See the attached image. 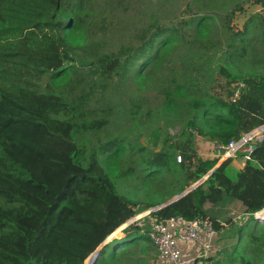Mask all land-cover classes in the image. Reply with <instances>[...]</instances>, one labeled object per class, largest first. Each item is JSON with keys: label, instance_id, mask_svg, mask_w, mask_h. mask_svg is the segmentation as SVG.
<instances>
[{"label": "trees", "instance_id": "obj_1", "mask_svg": "<svg viewBox=\"0 0 264 264\" xmlns=\"http://www.w3.org/2000/svg\"><path fill=\"white\" fill-rule=\"evenodd\" d=\"M250 1L264 7V0ZM231 17L222 18L228 32L225 49L245 57L249 26L234 30L225 21ZM197 24L153 23L137 44L100 51V43L91 41L97 37L96 24L83 0H0V264H89L88 257L132 218L182 193L217 166V159L198 157L195 135L227 146L264 125V72L238 75L222 64L218 72L225 82L215 92L189 76L161 88L157 117L166 125H181L183 141L151 152L118 136L100 140L114 107L90 105L96 88L104 91L117 76L125 81L139 74L157 58L160 46L183 38L181 31ZM80 25L87 32L83 42L74 43L71 32ZM259 27L264 40V24ZM82 69L89 81L78 94L75 87L66 92L68 81ZM236 84L244 88L231 101ZM128 112L131 119L143 116L137 103ZM158 174L168 178L164 185L173 191L140 201L138 185L152 186ZM226 198L238 201L247 216L240 227L226 220L238 233L229 264H264V226L252 216L264 208L262 144L241 168L226 159L177 201L127 224L125 237L108 242L95 264H113L125 255L123 247L138 240L156 250L149 238L153 221L208 218L219 231L223 226L207 207Z\"/></svg>", "mask_w": 264, "mask_h": 264}, {"label": "rangeland", "instance_id": "obj_2", "mask_svg": "<svg viewBox=\"0 0 264 264\" xmlns=\"http://www.w3.org/2000/svg\"><path fill=\"white\" fill-rule=\"evenodd\" d=\"M83 8L93 16L97 37L91 38V41L100 43V51H114L122 46L137 44L139 35L153 23L161 27L179 28L184 21L199 22L193 28L181 31L184 34L183 38L169 45L160 46L157 58L148 63L139 74L128 77L125 81L117 76L104 91L100 87L96 88L90 105L98 107L109 104L114 107L110 124L99 136L101 141L118 136L124 138L126 143L143 146L151 152L168 147L171 142L183 141L186 134L182 135L181 125H166L157 117L162 87L170 82L180 83L182 77L189 76L197 78L203 89L215 92L220 90V86L225 82L218 72L222 64L229 65L232 72L238 75L264 72V40L261 39L259 27V23L264 24V7L253 5L250 0H86V2L83 0ZM227 15L232 17L225 21H229L230 27L234 30H242L246 24L249 26L245 57H239L225 49L228 32L223 27L222 18ZM252 19L255 21H250ZM86 32L85 26L76 27L71 32V41L83 42ZM80 74L79 77H71L65 87L66 92L75 87L74 93L78 94L85 86L86 80L89 81L86 69H82ZM94 80L97 81L95 78ZM100 82L103 84L102 80ZM132 103L141 105L142 118L131 119L128 107ZM194 150L200 158L218 161L224 153L213 142L196 135ZM242 155L243 153H237L231 159L238 161L242 159ZM177 156L176 162L180 158ZM167 180L165 175L158 174L152 186L138 185L139 200L153 201L170 194L173 187L164 185ZM148 211L131 220L135 222L138 220L136 218L146 217ZM207 212L209 216L221 222L235 221V227L243 226L245 221L240 203L228 198L218 206H208ZM145 220L147 223L151 218ZM258 223L264 226V223ZM234 226L229 230H233ZM124 229L117 230L116 236L110 241L124 238ZM235 237L233 241L232 238L225 242L231 244V250L237 243L238 233ZM123 248L122 253L125 255L113 259V264L117 259L118 264H150L155 261L156 252L147 240H138ZM228 253L230 251L223 254L218 264H229L233 259L232 254L236 253H230L231 257L226 259L225 255ZM209 260L207 259V263Z\"/></svg>", "mask_w": 264, "mask_h": 264}, {"label": "built area", "instance_id": "obj_3", "mask_svg": "<svg viewBox=\"0 0 264 264\" xmlns=\"http://www.w3.org/2000/svg\"><path fill=\"white\" fill-rule=\"evenodd\" d=\"M243 88V84L233 86L231 101L238 99ZM256 144L264 146V125L244 134L227 146L217 145L224 151L217 165L226 159L234 158L237 153H243V162L250 160V154ZM252 216L255 221L264 223V208ZM220 225L226 226L223 223ZM216 235L213 223L208 218L188 221L182 217H170L153 221L149 231V238L157 251V257L164 264H206L209 256L213 254V240ZM195 244H198L199 248L193 252L192 258L188 261L182 260L181 246L192 248Z\"/></svg>", "mask_w": 264, "mask_h": 264}, {"label": "crops", "instance_id": "obj_4", "mask_svg": "<svg viewBox=\"0 0 264 264\" xmlns=\"http://www.w3.org/2000/svg\"><path fill=\"white\" fill-rule=\"evenodd\" d=\"M234 163V166L237 167V168H241L244 164L243 160L242 159H238V161H233ZM244 214V213H243ZM244 216L247 218V216L244 214ZM245 219V218H244ZM220 223H223L225 224L226 226L220 228L219 231H216L217 232V235L214 237V240H213V254L211 256H209V261L208 263L210 264H214L218 261H220L223 256L224 253H226V251H230L231 250V244H228V243H225L227 242L229 239H232V241L234 239H236V234L237 232L235 231V229L233 230H229L230 226L227 225L224 222H221V221H218ZM235 224L236 222L233 221ZM240 224V223H238ZM241 225V224H240ZM199 246L198 244H195L192 248H188L186 245H182L181 246V252H182V260H190L192 258V254L193 252L196 251V249H198ZM216 250V251H215ZM156 252V257H155V261L150 263V264H164L163 262L159 261L158 257H157V251L155 250ZM219 258V260H217ZM207 261H206V264H208Z\"/></svg>", "mask_w": 264, "mask_h": 264}, {"label": "water", "instance_id": "obj_5", "mask_svg": "<svg viewBox=\"0 0 264 264\" xmlns=\"http://www.w3.org/2000/svg\"><path fill=\"white\" fill-rule=\"evenodd\" d=\"M218 166V165H217ZM217 166H215L211 171H209L202 179H200L198 182H196L195 184H193L192 186H190V187H188L186 190H184L182 193H180V194H178V195H175L174 197H172L171 199H169L168 201H166L165 203H163V204H161V205H159V206H156V207H154V208H152V209H150L148 212H146L147 214H149V213H151V212H154V211H157V210H159V209H161V208H163V207H165V206H168V205H170L171 203H173V202H175V201H177L178 199H180L181 197H183L184 195H186L187 193H189L190 191H192L193 190V188L195 187H197L199 184H201L215 169H216V167ZM134 220H132V222H133ZM132 222H130V223H132ZM129 223V224H130ZM128 224V225H129ZM128 225H126V226H128ZM125 226V227H126ZM124 227V228H125ZM123 228V229H124ZM110 240H111V238H110ZM110 240H108V241H110ZM108 241H104L88 258H90L91 257V260H90V262H89V264H95V262L97 261V258H98V256H99V253H100V251H101V249L108 243ZM98 250V251H97ZM97 251V252H96ZM95 252H96V254H95ZM85 264H87V263H85Z\"/></svg>", "mask_w": 264, "mask_h": 264}]
</instances>
